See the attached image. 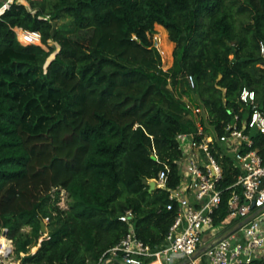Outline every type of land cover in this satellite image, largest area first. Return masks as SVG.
Instances as JSON below:
<instances>
[{
	"label": "trees",
	"instance_id": "1",
	"mask_svg": "<svg viewBox=\"0 0 264 264\" xmlns=\"http://www.w3.org/2000/svg\"><path fill=\"white\" fill-rule=\"evenodd\" d=\"M59 14L90 31L88 39L53 32ZM155 25L176 45L167 70L152 42ZM260 42L264 0H14L0 16V241L12 240L20 264H101L127 233L120 217L131 211L136 236L161 244L176 210L166 209L168 191H150L148 181L164 170L167 188L178 184L176 135L192 129L182 98L217 137L251 112L244 88L264 110ZM30 69H40L35 87L54 110L38 119L3 80ZM253 138L264 156V134ZM220 163L216 223L237 176L229 158ZM59 190L66 208L51 199Z\"/></svg>",
	"mask_w": 264,
	"mask_h": 264
},
{
	"label": "built area",
	"instance_id": "2",
	"mask_svg": "<svg viewBox=\"0 0 264 264\" xmlns=\"http://www.w3.org/2000/svg\"><path fill=\"white\" fill-rule=\"evenodd\" d=\"M13 1L0 0V16ZM152 42L161 55L160 38L154 36ZM259 52L262 61L258 66L264 68V42L259 43ZM186 80L191 88L195 86L192 75ZM240 99L251 106V112L242 119L235 115L222 135L215 136L211 128L200 123L176 135L181 156L177 161L179 181L174 188H167L164 170L148 181L168 191L166 209L176 210L162 243L152 248L140 240L131 222V211H127L120 217L128 225L127 233L107 251L101 264L115 259L122 264L264 262V156L253 146V136L264 134V110L257 107L255 94L249 89L241 91ZM196 111L200 113L199 108ZM221 157L230 159L237 176L227 213L216 223L214 216L222 201L218 185L223 175ZM223 227L225 230L219 233ZM8 241L9 250L0 251V258L12 253V240ZM203 247L205 250L191 259Z\"/></svg>",
	"mask_w": 264,
	"mask_h": 264
},
{
	"label": "rangeland",
	"instance_id": "3",
	"mask_svg": "<svg viewBox=\"0 0 264 264\" xmlns=\"http://www.w3.org/2000/svg\"><path fill=\"white\" fill-rule=\"evenodd\" d=\"M15 1L29 6L32 1H36V0H15ZM52 25H54L52 31L57 32L59 36L64 35L75 40H80L82 42H85L91 34L90 31L88 30L77 29L74 26L72 19L68 17L66 14H59L57 18L53 20ZM154 36H158V38H160L161 50L163 51V53L161 54L162 68L163 70H167L173 63L174 50L176 45L175 43L169 40L167 31L160 25H155L152 40ZM50 44L53 45L54 47H58L56 41H51ZM52 56L50 58H52ZM29 72H32L29 73V76L26 75L17 76L16 74L4 76L3 80L5 81L6 88L10 90L11 88L15 87L18 90V94L21 99L23 109L27 112V114H33L35 116V119H38V117H40L42 114H45L47 112L48 107L50 108L48 109V111L54 113L52 107L46 106V100H44V97L40 95V91L35 87L36 85L35 83L42 80L40 69H30ZM181 85L182 88H184V83H182ZM182 100L184 106V111H183L184 118H186L187 122H189L191 127L194 128L195 124L200 123L199 113L196 111L197 108L193 106L187 98L183 97ZM55 195L56 194L52 196L51 198L52 201H56L57 205H59L61 208H66L70 202V200L67 198V193L64 190H59L58 195L56 196ZM224 230L225 227L218 229V232L220 233ZM23 231L27 232L29 231V228L25 227L23 228ZM3 235H5L4 232L1 234V236ZM12 248L13 249L11 254H9L6 257L0 258V264L20 263V259H18L16 254L14 253L13 242H12ZM36 249L37 246H33L30 248L29 252L33 253ZM187 264H192V263H187Z\"/></svg>",
	"mask_w": 264,
	"mask_h": 264
},
{
	"label": "water",
	"instance_id": "4",
	"mask_svg": "<svg viewBox=\"0 0 264 264\" xmlns=\"http://www.w3.org/2000/svg\"><path fill=\"white\" fill-rule=\"evenodd\" d=\"M53 27H54V25H53ZM50 45H51V44H50ZM226 134H227V132H226ZM152 158L155 159L154 156H153ZM148 184H149V186H150V191L153 190V189H155V183H154L153 181H150ZM246 220H247V219H246ZM246 220H245V221H246ZM243 222H244V221H243ZM241 224H242V222H240V223L237 225V227H239ZM40 231H41L42 233H44V234H45L46 231H47L46 224H45V222H43V221L41 222ZM4 234H6V233H4ZM204 250H205V247L199 249L198 252L195 253V255L191 257V259H194L196 256H198V255H199L200 253H202ZM187 263H188V261H184L182 264H187ZM102 264H103V263H102Z\"/></svg>",
	"mask_w": 264,
	"mask_h": 264
},
{
	"label": "bare ground",
	"instance_id": "5",
	"mask_svg": "<svg viewBox=\"0 0 264 264\" xmlns=\"http://www.w3.org/2000/svg\"><path fill=\"white\" fill-rule=\"evenodd\" d=\"M8 247H9V243L8 242H5V241H1L0 242V251H5V250L8 251L9 250Z\"/></svg>",
	"mask_w": 264,
	"mask_h": 264
},
{
	"label": "crops",
	"instance_id": "6",
	"mask_svg": "<svg viewBox=\"0 0 264 264\" xmlns=\"http://www.w3.org/2000/svg\"><path fill=\"white\" fill-rule=\"evenodd\" d=\"M1 241H3V240H1ZM1 241H0V242H1Z\"/></svg>",
	"mask_w": 264,
	"mask_h": 264
}]
</instances>
